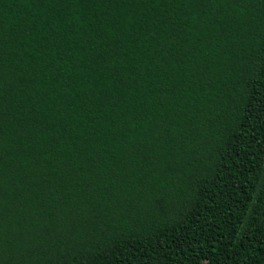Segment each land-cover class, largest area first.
<instances>
[{
  "label": "trees",
  "instance_id": "1",
  "mask_svg": "<svg viewBox=\"0 0 264 264\" xmlns=\"http://www.w3.org/2000/svg\"><path fill=\"white\" fill-rule=\"evenodd\" d=\"M0 264H264V0H0Z\"/></svg>",
  "mask_w": 264,
  "mask_h": 264
}]
</instances>
